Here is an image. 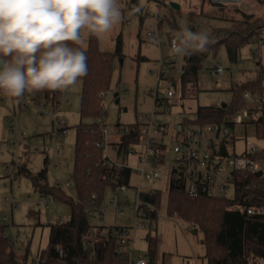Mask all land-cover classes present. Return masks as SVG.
Segmentation results:
<instances>
[{
    "label": "rangeland",
    "instance_id": "rangeland-1",
    "mask_svg": "<svg viewBox=\"0 0 264 264\" xmlns=\"http://www.w3.org/2000/svg\"><path fill=\"white\" fill-rule=\"evenodd\" d=\"M180 3L182 9L176 14L179 27L169 29L168 24L159 25L168 9L146 0H119L123 20L107 33L97 35L100 49L113 52L119 35L123 38V56L117 57L111 91L104 99V116L108 130V140L120 139L117 133L119 127L133 124L146 116H154L161 124H167L170 131L175 130L178 123L185 118L194 119L199 106L220 105L229 103L232 99L231 88L257 78L260 65L264 68V38L243 46L235 60L228 55L225 46H221L214 56L213 53L204 61L199 72L200 91L196 95L183 98L180 95V73L183 58L170 54L168 37L160 40L148 39L149 31L158 29L167 31L172 37V31L184 27L195 26L197 29L212 30L213 28L234 27L243 18L236 11V6H248V12L264 22V0H240L239 3L228 0L212 3L203 0H172ZM219 5L222 3V8ZM139 7L140 12H134ZM264 32V31H263ZM262 32V33H263ZM89 34L82 33V47H87ZM166 44V46H165ZM173 57L175 68L161 65L162 59ZM221 66L224 74L221 85L211 73L212 69ZM174 77L160 79L162 71ZM173 89L175 97L169 100L170 107L156 106L154 93L160 91L165 94ZM119 103H116L115 94ZM82 80L69 89L63 91V101L59 109L44 102L38 105L32 101L33 96L25 94L16 99L0 92V226H4V234L15 239L20 252L30 249L28 264H32V256H36L49 244V223L68 220L71 207L68 203L56 199L47 206L45 201L50 195L41 196L26 174L20 172L25 166L30 172L37 173L48 161V185H58L65 193L77 199L74 178V157L76 126L82 121L81 117ZM98 119V118H97ZM63 121L68 127V133L63 136L55 135L56 123ZM118 124H120L118 126ZM242 131V130H241ZM240 131L237 139L236 152L244 150V136ZM247 140L260 150L264 142L256 136L255 127L248 130ZM106 140V139H105ZM167 145L163 157V164L157 166L156 171L162 177L154 180V187L163 193L162 202L158 210V218L150 227L130 230L131 243L129 252L136 257L139 253L146 255L149 264H188L185 256H201L204 248L200 243L201 233H194L193 227L183 219L176 220L167 214V192L169 187V168L175 164L176 155L173 152L176 141L169 135L164 137ZM137 152H143L142 145H135ZM105 156L117 160L118 156L110 144ZM124 162L134 170L140 166L137 155L127 157ZM131 187H149L146 180L133 172L130 179ZM232 193V190L229 194ZM134 188L122 191L107 187L104 191L99 208L90 212L89 223L98 231L100 228L127 227L135 225ZM123 204L122 212L120 205ZM157 237V250L154 259L148 254L146 235ZM195 254V255H196ZM199 259V260H198ZM197 261H201L198 258Z\"/></svg>",
    "mask_w": 264,
    "mask_h": 264
},
{
    "label": "trees",
    "instance_id": "trees-1",
    "mask_svg": "<svg viewBox=\"0 0 264 264\" xmlns=\"http://www.w3.org/2000/svg\"><path fill=\"white\" fill-rule=\"evenodd\" d=\"M165 6L168 9L158 26L168 24L169 29L179 27L176 14L180 13L170 6L172 0H146ZM212 0H203V3ZM221 8L222 3L219 5ZM236 11L243 20L234 27L213 28L211 34L216 38L206 53L196 54L186 58V65L180 74V95L183 98L198 94L199 72L204 61L213 53L216 56L219 48L225 46L232 60L237 58L239 50L255 41H260L264 31V22L256 18L242 6H236ZM190 29L196 31L195 26ZM169 40L172 38L167 32ZM87 47H80L87 55L88 74L82 80L81 117L82 121L76 126L74 178L77 199L68 196L61 186L48 185V161L37 173L30 172L25 166L20 172L30 177L34 188L42 196L50 195L68 203L71 215L68 220L49 223V244L39 252L45 264H130L127 255L117 253L119 245L115 235L116 228H100L98 231L89 223L90 209L99 208L104 191L107 187L116 189L120 185L130 186L133 174L128 166L118 169L105 156L104 149L99 147L103 141V127L97 118L104 115V99L111 91L114 63L117 57L123 56V38L119 35L113 52L100 49L97 35H88ZM71 46L77 45L68 42ZM173 59V60H172ZM166 66L173 67L174 58ZM175 83L171 74L165 73V78ZM177 89V85L173 86ZM232 99L226 106H199L194 119L185 118L182 122L186 126H205L215 123L228 124V119L238 112L245 104V92L256 97L264 93V68L260 65L257 78L231 88ZM33 100L41 101L59 109L63 101V91H32L26 92ZM24 94V95H25ZM103 94H105L103 96ZM155 104L157 101L155 100ZM256 136L264 142V115L256 119ZM120 124H118L119 126ZM122 128L124 134L120 138L118 152L126 151L133 144L139 142L141 123L139 121ZM224 154L236 155L234 150ZM163 156V155H162ZM264 165V148L252 155ZM264 167V166H263ZM235 198L213 197L201 195L192 198L187 194L184 183L176 178L169 182L167 192V214L170 217L183 219L195 228V233H201L199 240L204 248L203 259L207 264H264V215H248L239 211H230L228 207L233 203L245 206L264 205V173H234ZM253 184H255L253 186ZM131 187V186H130ZM143 199L155 204L159 210L163 193L160 189L154 192H144ZM153 221L158 218V212L151 214ZM148 254L154 259L157 250V237L151 232L146 235ZM63 250L61 255L59 250ZM30 249L25 253L14 247L10 239L4 234V226H0V264H28Z\"/></svg>",
    "mask_w": 264,
    "mask_h": 264
},
{
    "label": "built area",
    "instance_id": "built-area-1",
    "mask_svg": "<svg viewBox=\"0 0 264 264\" xmlns=\"http://www.w3.org/2000/svg\"><path fill=\"white\" fill-rule=\"evenodd\" d=\"M155 35L158 40L161 37H168L167 33L158 29L157 31H149L147 36L150 40ZM264 38V32L262 33ZM171 40L170 49H171ZM263 39H261L262 41ZM166 46V44H165ZM174 57V55H172ZM176 57V56H175ZM168 62V58L162 60L165 66ZM186 65V58L183 57V67ZM165 71L160 74L161 78H165ZM211 73L218 79V85H221V78L224 74V69L221 66H217L212 69ZM105 94H103L104 96ZM176 95L173 89L163 94L160 91L154 93L156 106H164L169 108V100ZM245 104L240 108L238 112L233 114L228 119V124L215 123L205 126H186L182 122L178 123L175 130L170 131L167 124H161L157 122L154 116H146L139 122L141 123L139 142L133 144L126 151L118 152L120 139L115 141L108 140V130L104 127L107 125L105 116H100L97 121L103 127V141L98 145L104 149V153L108 145L112 144L115 149L118 159L111 160L110 163L114 164L118 169L124 166H128L124 160L131 156L137 155V159L140 162V166L133 171L140 176L141 181L146 180L149 183V187L144 189L140 187H130L127 185H120L117 189L122 191H129L134 188L135 190V202L133 210L135 212V225L133 228H122L115 231V235L118 239L117 253L121 255H127L130 264H149L146 255L139 253L134 257L129 252V246L131 243L130 230L137 231L140 228L150 227L154 222L151 218L153 212H158L155 204L149 200H145L142 197L144 192H154L157 188L154 187V180L162 177L160 171H156L157 166L163 164V157L166 152L167 145L164 143V137L170 136L172 141H176L173 148V152L176 155L175 164L169 168V179L172 178L180 180L184 183L187 194L192 197H199L201 195H208L213 197L222 198H235V180L234 173H255L263 171L264 165L259 160L252 157V155L260 152L261 150L247 140L248 130L252 126H256V119L261 118L264 115V93L256 97L252 96L249 92H245ZM41 101L37 104L41 105ZM105 108V104H103ZM242 130V131H241ZM240 131L245 134L244 136V150L240 153L236 152L237 139L240 136ZM68 133V127L63 121L56 123L55 135L63 136ZM119 138L124 134L122 128L117 129ZM106 139V140H105ZM135 145H142L143 152H137ZM228 151L234 150L236 155L224 154L223 148ZM163 155V156H162ZM255 184H253L254 186ZM232 190V193L229 192ZM53 202L50 198L45 201L48 206ZM120 208L121 212L122 206ZM94 208L90 209L93 212ZM228 210L239 211L241 213H247L248 215H264V205H252L245 206L241 203H233L228 207ZM179 220L178 218H174ZM193 227V226H192ZM193 230L195 228L193 227ZM195 232V231H194ZM10 243L18 248L15 239L10 238ZM20 250V248H18ZM61 255L64 251L59 250ZM32 264H45L44 259L39 255L32 256ZM189 259L188 264H192L195 259Z\"/></svg>",
    "mask_w": 264,
    "mask_h": 264
},
{
    "label": "clouds",
    "instance_id": "clouds-1",
    "mask_svg": "<svg viewBox=\"0 0 264 264\" xmlns=\"http://www.w3.org/2000/svg\"><path fill=\"white\" fill-rule=\"evenodd\" d=\"M122 20L119 0H0V92L20 99L69 89L88 74L82 33L104 34ZM215 43L210 30L184 27L172 31L170 54L191 57Z\"/></svg>",
    "mask_w": 264,
    "mask_h": 264
},
{
    "label": "water",
    "instance_id": "water-1",
    "mask_svg": "<svg viewBox=\"0 0 264 264\" xmlns=\"http://www.w3.org/2000/svg\"><path fill=\"white\" fill-rule=\"evenodd\" d=\"M215 1H218V0H215ZM220 1H221V0H220ZM222 1H223V0H222ZM228 1H230V2H234V3H239V2H240V0H228ZM134 3H135V4H138V0H134ZM170 6H171L173 9H175L176 11H179V10L181 9V5H180V3L176 2V1H172V2H170ZM242 7H243L245 10L248 9V6H245V5H243ZM117 96H118V94L116 93V94H115V97H116V103H119V99L117 98ZM223 106H226V103H224ZM262 174H263V171H259V172H257V176H261Z\"/></svg>",
    "mask_w": 264,
    "mask_h": 264
},
{
    "label": "crops",
    "instance_id": "crops-1",
    "mask_svg": "<svg viewBox=\"0 0 264 264\" xmlns=\"http://www.w3.org/2000/svg\"><path fill=\"white\" fill-rule=\"evenodd\" d=\"M218 1H220V0H218ZM181 9H182V7H181ZM248 10V9H247ZM166 32V31H165ZM166 58H168V61L170 60V59H172L173 57L171 56V57H166ZM165 59V58H164ZM163 60V59H162ZM173 60V59H172ZM168 63V62H167ZM167 63H166V65H167ZM161 66L163 67V68H165L166 67V65L164 66L163 65V63H162V61H161ZM175 65H176V61H175V63L173 64V67L172 68H175ZM168 67H169V65H168ZM181 74V73H180ZM174 86H176V84L174 83ZM29 97V96H28ZM33 102H34V100H32ZM38 101H36V103H37ZM114 141V140H113ZM42 196V195H41ZM195 233V232H194ZM196 253H194V256H185V258L187 259V260H189V259H191V260H193L192 258H194L195 259V261L192 263V264H207V261L205 260V259H203V255H201V256H199V255H195ZM198 258H200V260L201 261H197V259ZM199 260V259H198Z\"/></svg>",
    "mask_w": 264,
    "mask_h": 264
}]
</instances>
